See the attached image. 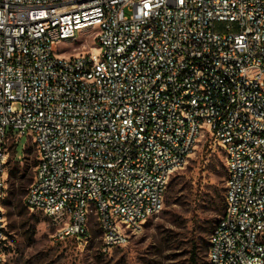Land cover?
<instances>
[{"label":"built area","instance_id":"obj_1","mask_svg":"<svg viewBox=\"0 0 264 264\" xmlns=\"http://www.w3.org/2000/svg\"><path fill=\"white\" fill-rule=\"evenodd\" d=\"M87 32L91 47L58 54ZM25 136V203L53 239L123 247L164 207L201 137L223 214L206 264H264V0H0V263L5 161Z\"/></svg>","mask_w":264,"mask_h":264},{"label":"rangeland","instance_id":"obj_2","mask_svg":"<svg viewBox=\"0 0 264 264\" xmlns=\"http://www.w3.org/2000/svg\"><path fill=\"white\" fill-rule=\"evenodd\" d=\"M87 36L81 33L54 49L59 55L89 49L92 40ZM35 164V150L25 136L15 148L8 145L3 199L6 251L0 264H189L192 243L200 250L223 214L207 199L213 186L224 185L219 175L223 155L212 138L201 137L186 164L170 176L163 209L147 218L125 246L107 251L102 250L96 227L87 241L53 239L49 220L25 203ZM200 251V262L206 264L207 254Z\"/></svg>","mask_w":264,"mask_h":264},{"label":"trees","instance_id":"obj_3","mask_svg":"<svg viewBox=\"0 0 264 264\" xmlns=\"http://www.w3.org/2000/svg\"><path fill=\"white\" fill-rule=\"evenodd\" d=\"M25 151L26 150L24 149V153H25ZM219 173H220L219 175L223 178V180H225V177H226L225 167H223V171H221ZM223 192H224L223 186H213L211 188V193L207 198V199L211 200V204L213 206H215L219 211H222L224 209ZM210 231H212V230H210ZM203 243L204 244H202L201 249H200L201 251L199 250V246H197V244L195 242L192 243L191 249L189 251V264H203L200 262L202 255L199 253V251L202 252L203 255H206L207 254V247H208L206 241Z\"/></svg>","mask_w":264,"mask_h":264}]
</instances>
